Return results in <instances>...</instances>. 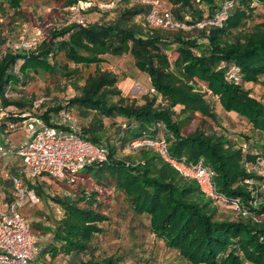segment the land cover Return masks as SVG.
<instances>
[{
  "label": "trees",
  "instance_id": "1",
  "mask_svg": "<svg viewBox=\"0 0 264 264\" xmlns=\"http://www.w3.org/2000/svg\"><path fill=\"white\" fill-rule=\"evenodd\" d=\"M24 1L0 0V18L6 10L20 15ZM55 1L62 8H74L79 2L93 5L77 11L83 17L77 16L73 22L50 28L40 45L37 44L38 48L36 46L28 52L14 50L0 34V48L7 45L0 58V109H8V119L14 121L20 120L14 115L25 112L48 120L50 114L62 107L69 111L74 109L82 119L92 115L90 123L83 129L77 123L85 138L106 146L108 155L106 161L88 165L92 171L87 174L102 189L112 187L117 190L132 215L146 217L150 234L168 249L175 250L188 264H264V200L258 208L249 207L257 215H263L259 223L241 217L237 220H218L215 217L216 206L200 192L196 183L179 175L152 150L140 147V159L137 161L119 159L115 155L117 143L127 148L129 141L139 139L143 134L154 138L158 133L168 141L172 157L184 158L192 163L202 160L214 171L219 193L240 197L245 205L248 204L251 197L242 183L247 174L241 150L224 136L207 134L201 128L183 134L182 122L176 119L178 113L174 109L179 106L181 111L215 121L216 111L205 98L210 94L217 97L224 112L236 114L253 130L264 134V102L243 87V84L264 86L261 82L264 77V23L246 27L254 10L253 4H264V0H232L234 5L223 25L207 26L205 29L195 28L194 24L212 17L228 0H198V4L207 8L206 15L196 7V0H167L173 7V12L170 7L169 10L175 18L193 25L189 31L148 27L143 17L151 6L143 2L146 0H142L146 5L134 4L124 8L115 19L109 18L105 12L114 9L115 5L121 6L122 2L127 4L128 0ZM109 3L114 6L109 9L100 7ZM89 13L101 16L94 22H88L84 15ZM140 15L144 24L152 29L145 34L131 22ZM77 18H81L83 23L79 24ZM156 29L170 33L159 34ZM192 30H199L200 33L185 35ZM172 44L177 45V57L171 64L166 52ZM60 54L74 66L71 71L66 67L61 71L69 77L80 74L79 66L98 67L105 61L106 55L131 56L136 70L147 75L155 97L141 106L125 104L126 99L117 89L116 75L97 70L88 74L82 86H74L78 94L67 102H41L38 112H33V108L18 110L26 101L5 97L6 88L9 87L10 92L20 90L31 72L56 73V66L49 60ZM17 61L21 63L15 73L13 65ZM231 67L237 70L240 82L228 79ZM113 97H118L116 102L112 101ZM115 118H120L119 122L112 123L117 127L116 144L103 143L106 138L103 119ZM12 169V176L21 178L23 186L33 190L40 200L42 187L24 180L19 172L21 163ZM12 176L9 182L13 192L4 203L15 198ZM75 183L63 184L74 187ZM99 196L103 195L79 189L73 194L53 197L63 215L53 227H41L53 239L43 248L42 255L54 258L61 253L78 257L89 251L95 236L102 232L100 225L109 220L104 213L106 205L98 200ZM77 264L119 262L110 256L102 260H80Z\"/></svg>",
  "mask_w": 264,
  "mask_h": 264
},
{
  "label": "rangeland",
  "instance_id": "2",
  "mask_svg": "<svg viewBox=\"0 0 264 264\" xmlns=\"http://www.w3.org/2000/svg\"><path fill=\"white\" fill-rule=\"evenodd\" d=\"M109 1L107 0V2ZM160 1L163 2L161 6L170 7L173 12V7L167 0ZM143 2L142 0H128L127 4L122 2L121 6L115 5L114 9L105 12V14H108L109 18L115 19L124 8L134 4L146 5ZM197 2L198 0H196ZM82 3H78V6L75 8L79 7L80 11L87 9L88 6ZM253 6L252 16L246 22L247 28H251L258 23H264V4L254 3ZM196 7L202 9L205 15L208 14L207 8L203 4L197 3ZM106 8L109 9V7ZM77 16L83 17L74 8H62L61 4L55 0H25L21 6L20 15L8 10L3 13V16L0 18L1 38H4L8 45L18 44L21 39H39L41 41L49 33L50 28L60 27L66 23L73 22ZM131 22L143 34L148 30H152L144 24L141 15L135 16ZM156 30L159 34L168 35L170 33L160 29ZM198 33H200L199 30H192L189 33H185V35L196 36ZM39 45H37V48ZM176 46V44H172L166 52L171 64L177 57ZM6 47L7 45H3L0 48V58ZM49 62L56 66L58 70L56 73L31 72L26 82L19 87L20 90L14 89L11 92L13 100L24 99L26 101V104L22 108H18V110H31L34 107V103H39L40 105L43 102L55 104L67 102L78 94L74 86H82L88 74H94L97 70L108 71L116 75L118 79L117 89L121 92L122 97L126 99L125 104L141 106L145 101L155 97V94L150 91L151 85L147 75L136 74L131 56L122 55L120 57H113L107 55L104 64H100L98 67L93 65L89 67L79 66L80 74L70 77L61 72L65 67L68 71L74 69L71 63L66 62L63 54L50 58ZM228 79L240 82V77L235 68L231 67L229 69ZM261 82H264V77L261 79ZM199 87L204 90L201 84H199ZM243 87L250 89L256 98L264 102L263 85L243 84ZM205 98L216 111L215 121L202 117L199 114L193 115L184 110L181 111V107L179 106L175 107L174 110L178 113L176 119L182 122L183 134L191 133L195 128H201L207 134L224 136L229 142L236 145L237 148L239 145H243L244 142L249 147L252 146V148L264 147V134L253 130L250 124L236 114L224 112L216 96L207 94ZM117 99L118 97H113L112 101L116 102ZM157 102L160 103L161 100L158 98ZM0 107H2L1 102ZM71 111L75 114L82 129L90 123L92 115L87 119H82L77 116L74 109ZM36 112H38L37 109ZM114 121L119 122L120 118L103 119V125L106 128V138H104L103 143L116 144L117 127L116 124H112ZM143 148L148 149L144 146ZM139 149L131 150L123 148L117 143L115 155L119 159L128 158V160L137 161L140 159L141 154L138 151ZM7 159H0V203L7 201L13 192L9 182L13 169L6 162ZM89 171L92 170L88 167L80 171L79 174L81 176L76 179V186L74 185V187H67L63 183L45 176L32 182L42 187L40 202L33 206H29L23 202L20 211L26 218L39 247L35 264H77L80 260H87L89 258L102 260L110 256L117 260L119 264H188L175 250L168 249L161 240L156 239V237L150 234L146 217L132 215L127 210V203L124 201L122 195L112 187H108L107 189L99 187L87 174ZM79 189H84L87 192H100L103 195L99 196L98 200L106 205L104 213L108 216L109 220L100 225L102 232L95 236L91 248L86 254L73 257L72 255L60 253L54 258H51L50 255H42L43 248L52 243L53 239L52 235L43 231L41 227H53L63 215V211L53 201V197H63L73 194V192ZM215 206V217L218 220H237L240 218L229 208L214 204Z\"/></svg>",
  "mask_w": 264,
  "mask_h": 264
},
{
  "label": "built area",
  "instance_id": "3",
  "mask_svg": "<svg viewBox=\"0 0 264 264\" xmlns=\"http://www.w3.org/2000/svg\"><path fill=\"white\" fill-rule=\"evenodd\" d=\"M146 2L151 6L143 17L148 27L167 30H190L193 27L175 18L169 8L161 6L163 4L159 0ZM84 3L88 7L93 5L90 2L82 4ZM233 5L232 0L223 2L212 17L196 22L194 27H221ZM112 6L113 3L100 5L101 8ZM74 9L78 11L79 7ZM77 22L82 24L83 20L77 18ZM39 42V39H21L18 44H12L11 48L28 52L35 49ZM20 63L21 61H17L13 65L15 73ZM150 91L154 93L152 88ZM5 97H11L9 87L5 90ZM38 107L39 103H34L33 112ZM9 112L8 109H0V158H18L21 163L19 172L30 182L45 176L59 183L73 184L80 171L88 165L107 159L106 146L94 144L85 138L74 114L64 107L50 114L48 120L25 112L14 115L20 118L14 121L8 119ZM17 130H22L24 135L20 141L14 142L11 133ZM143 146L160 156L179 175L193 180L200 192L214 204L231 209L241 218H249L255 223L261 222L263 215H257L250 208H258L264 200V147H254L251 150L246 142L238 146L243 154L242 162L247 174L242 183L250 191L251 197L245 205L240 197H227L218 192L215 173L202 160L192 163L184 158L172 157L168 150V141L163 135L157 133L153 138L143 134L127 144V148L131 150ZM11 180L15 198L9 203H0V264H33L39 247L20 210L23 202L33 206L40 200L33 190L23 186L21 178L12 176Z\"/></svg>",
  "mask_w": 264,
  "mask_h": 264
},
{
  "label": "crops",
  "instance_id": "4",
  "mask_svg": "<svg viewBox=\"0 0 264 264\" xmlns=\"http://www.w3.org/2000/svg\"><path fill=\"white\" fill-rule=\"evenodd\" d=\"M100 16H101V15L98 14V13H89V14H85V15H84V19H85L86 21H88V22H94V21L98 20ZM106 57H107V55L104 56V59H106ZM102 64H104V62H103ZM135 70H136V68H135ZM137 73L142 74V73H140L139 71L136 70V74H137ZM247 85H248V84H247ZM23 135H24V132H23L22 130H17V131H15V132H12V133H11V138H12V140H13L14 142H18V141H20V139H22ZM6 162L9 163V165H10L11 167H15V166H17L18 164H20L19 159L16 158V157H14V156H9L8 159L6 160ZM112 225H113V224H112Z\"/></svg>",
  "mask_w": 264,
  "mask_h": 264
}]
</instances>
